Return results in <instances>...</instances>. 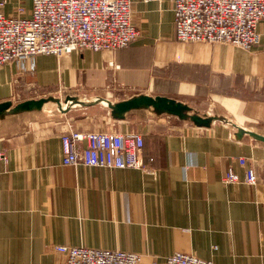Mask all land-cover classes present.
<instances>
[{
	"label": "crops",
	"instance_id": "crops-1",
	"mask_svg": "<svg viewBox=\"0 0 264 264\" xmlns=\"http://www.w3.org/2000/svg\"><path fill=\"white\" fill-rule=\"evenodd\" d=\"M173 1L131 0L139 37L116 52L39 55L0 66V104L12 108L57 92L111 103L146 96L185 104L221 95L232 117L221 116L264 138V21L249 51L180 43ZM4 2L5 16L23 8L28 17L32 9V0ZM102 106L108 132L142 135L145 172L63 165L61 136L91 132L77 122L24 128L18 118L34 112L0 119L7 157L0 162V264H64L55 248L80 246L138 254L140 264H164L175 253L213 264H264L262 141L237 140L235 129L220 122H183L168 133L165 114L137 110L114 119ZM238 158L254 169L255 185L222 183L229 167L243 179Z\"/></svg>",
	"mask_w": 264,
	"mask_h": 264
},
{
	"label": "built area",
	"instance_id": "built-area-1",
	"mask_svg": "<svg viewBox=\"0 0 264 264\" xmlns=\"http://www.w3.org/2000/svg\"><path fill=\"white\" fill-rule=\"evenodd\" d=\"M159 0H143L145 3ZM0 2V66L39 55L61 56L75 51L116 52L139 37L130 21L131 0H32L28 17L23 8L5 16ZM175 37L180 43L231 45L246 51L260 42L264 0H174ZM63 165L135 169L145 172L141 134L85 132L69 129L61 136ZM85 143L78 147V144ZM7 157L0 151V162ZM243 179L228 168L224 185L256 184L254 169L238 158ZM64 264H140L138 254L84 246L56 247ZM164 264H213L195 255L175 253Z\"/></svg>",
	"mask_w": 264,
	"mask_h": 264
},
{
	"label": "rangeland",
	"instance_id": "rangeland-1",
	"mask_svg": "<svg viewBox=\"0 0 264 264\" xmlns=\"http://www.w3.org/2000/svg\"><path fill=\"white\" fill-rule=\"evenodd\" d=\"M30 97H32V100L34 101L53 97L59 100V104L57 105L54 102H46L40 111H33L34 113L30 115L27 114L19 117L18 120L22 121V123L24 124V128L30 126L42 128H51L52 126L67 127L68 125H72L77 122L76 124H80L81 128H89L91 132H108V128L110 125V121L108 120L107 115L108 111L102 105L91 106L89 108L75 105L66 112H63L69 104L65 103L67 97H75L81 102H91L93 101L92 98H94V94H89L86 92H57L44 95L35 94ZM226 101L227 100L224 98V96L219 95L204 98L201 100H188L184 103L192 109V113H197L198 115L203 117L224 115L228 118H231V112L226 109V105H228ZM20 103H22V101L18 102V104ZM163 119L166 123L165 131H167L168 133L174 132V127H181L184 122L173 116H165L163 117Z\"/></svg>",
	"mask_w": 264,
	"mask_h": 264
},
{
	"label": "water",
	"instance_id": "water-1",
	"mask_svg": "<svg viewBox=\"0 0 264 264\" xmlns=\"http://www.w3.org/2000/svg\"><path fill=\"white\" fill-rule=\"evenodd\" d=\"M46 102H54L57 105L59 104V100L53 97L40 99L37 101H24L20 104H17L13 108H10L11 104L9 102H5L0 104V119L10 115L15 116L27 112L40 111ZM65 103L69 104L63 112H66L75 105L81 107L104 105L110 110L111 117L114 119H122L124 114L129 111L145 110L151 112V114L155 116H160L163 114L167 116H173L181 121L192 123L196 127L209 128L214 122H220L222 124L230 125L235 129L233 135L237 140H240L244 135H248L251 138L257 139L264 143V138L262 136L256 134L252 130H246L240 127L224 116L215 115L201 117L197 113H192V109L187 105L166 97L150 98L146 96H139L120 103H111L108 100L101 98L95 99L91 102H81L75 97H67Z\"/></svg>",
	"mask_w": 264,
	"mask_h": 264
}]
</instances>
